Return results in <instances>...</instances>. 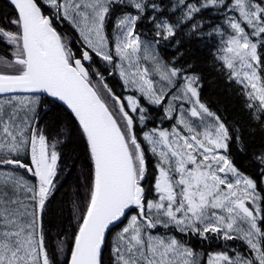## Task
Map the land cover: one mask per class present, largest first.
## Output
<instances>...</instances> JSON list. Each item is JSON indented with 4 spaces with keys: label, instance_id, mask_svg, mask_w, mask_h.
<instances>
[{
    "label": "snow or ice",
    "instance_id": "obj_1",
    "mask_svg": "<svg viewBox=\"0 0 264 264\" xmlns=\"http://www.w3.org/2000/svg\"><path fill=\"white\" fill-rule=\"evenodd\" d=\"M0 49V264H264V0H0Z\"/></svg>",
    "mask_w": 264,
    "mask_h": 264
},
{
    "label": "trees",
    "instance_id": "obj_2",
    "mask_svg": "<svg viewBox=\"0 0 264 264\" xmlns=\"http://www.w3.org/2000/svg\"><path fill=\"white\" fill-rule=\"evenodd\" d=\"M5 10L7 9L5 8ZM0 52H3V49H0ZM108 83L110 86H114L117 93L123 91V89L118 86V84H116L111 77H109ZM203 98L213 110H217L230 118H235L239 114V101L234 92L225 88L223 81L216 79L214 75L206 79ZM73 123L74 122L70 119L63 120V124L68 127H71ZM63 153L65 161L70 166L71 163L76 160L78 155L81 156V161H77V166L72 169V174L66 178H62L63 187L57 194L56 201L53 205V212L57 216V223H63L67 226L70 221L73 208L72 202L75 199V194L79 191L81 195H83L84 192L81 182L77 180V176L80 171L79 164L82 162L83 158L81 146L75 141L68 143L63 148ZM70 230L71 229H69V231Z\"/></svg>",
    "mask_w": 264,
    "mask_h": 264
}]
</instances>
